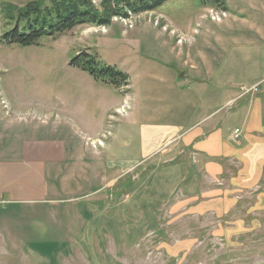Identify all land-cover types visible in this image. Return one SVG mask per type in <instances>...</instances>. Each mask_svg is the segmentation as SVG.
I'll use <instances>...</instances> for the list:
<instances>
[{
	"label": "crops",
	"instance_id": "0c3cea01",
	"mask_svg": "<svg viewBox=\"0 0 264 264\" xmlns=\"http://www.w3.org/2000/svg\"><path fill=\"white\" fill-rule=\"evenodd\" d=\"M200 16L198 23L206 24ZM239 23L230 16L222 24H207L196 37L201 45L195 43L188 54L193 53L190 66L180 64V55L165 46L170 58L161 62L177 76L172 81L164 75L155 79H161L159 83L170 80L173 86L183 80L194 83L181 98L165 93L171 86L157 88L154 77L137 71L141 59H126L127 92L120 94L99 82L88 85L95 91L80 94L79 116L73 106L61 113L23 108L6 113L0 108V238L16 244L17 251L22 241L51 242L64 237L71 207L80 222L90 212L89 206H133V194L140 193L151 199L138 206H264V195L258 203L253 201L255 205H246L250 198L231 200L237 190L264 183V67L252 66L240 81L221 78L230 63L239 67L241 59L252 56L245 52L247 45L255 48V57L261 53L252 40L264 31L246 25L240 28ZM133 52L140 54L135 48ZM234 65L229 68L235 71ZM255 85L257 91L245 93ZM124 97L132 102V111L115 123L107 147L87 146L80 132L98 134L106 129L108 114ZM236 128L243 130L239 141L232 138ZM137 165H148L142 173L170 169V180L177 187L181 181L184 185L167 195L159 188H125L123 181L141 169L134 168ZM151 220L156 231L143 239L149 240L152 234L151 242H166L157 215Z\"/></svg>",
	"mask_w": 264,
	"mask_h": 264
},
{
	"label": "rangeland",
	"instance_id": "374dc122",
	"mask_svg": "<svg viewBox=\"0 0 264 264\" xmlns=\"http://www.w3.org/2000/svg\"><path fill=\"white\" fill-rule=\"evenodd\" d=\"M31 1L35 0H0V108H4L2 100L9 110L23 108L61 113L73 106V113L79 116L78 98L84 91L94 92L88 85L96 81L88 73L71 66L70 62L87 49L97 52L107 65L125 73L126 59H141L137 71H146L152 79L154 77L153 84L157 88L168 89L171 86V90L165 93L181 98L194 83L183 80L173 86L170 80L177 73L161 62V59L166 61L170 58L165 55L170 54L165 46L180 55V64L190 66L193 53L192 56L188 54L195 49L194 44L207 24H222L232 16L233 20L240 21V28L246 25L264 31V0H224L226 10L212 5L203 8L202 0H168L157 10L132 14L129 20L114 17L109 26L79 25L57 38L45 36L40 38L39 44L23 45L14 40L12 34L15 29L19 34L29 33L21 9ZM44 1L48 3V0ZM243 14L251 19L242 17ZM199 15L200 20L207 21L206 24L198 23ZM31 23L34 24V20ZM141 28L144 29L142 33ZM257 37L252 41L263 55L260 53L255 57V48L247 45L245 52L252 56L241 59L239 67L230 63L222 70V79L240 81L243 72L252 70V66L257 70L264 67V35ZM204 38L205 35L200 37ZM199 45L200 42L195 44ZM161 46H164V52ZM132 48L140 53L139 56L134 55ZM233 65L235 71L229 68ZM163 75L170 79L167 83H159L161 79H155ZM129 80L130 76L127 84L109 88L118 89L124 95ZM193 89L199 90L195 86ZM128 105L127 113H117V109ZM132 108L130 99L123 98L108 114L106 129L98 134L81 131L87 146L94 150L106 148L115 123L121 117H127ZM56 116L59 117L58 114ZM236 129H240L239 132ZM236 129L232 138L239 141L243 130ZM233 165L236 167L235 163ZM146 166H135L141 169L123 181L124 187L159 188L163 195L171 189L178 191L183 187L182 181L177 187L170 180V169L165 173L164 167L160 173L151 170L142 173ZM184 177L183 172L182 179ZM253 190L256 192L252 193ZM236 192L231 196L232 201L250 198L246 205L253 204V201L258 203L259 196L264 195L259 194L264 192V183ZM149 199L150 196L140 193L133 194V206H115V203L97 208L89 206L90 212L84 213V221L80 222L71 207L63 238L61 236L51 242L22 241L18 251L16 244L13 246L0 238V264H264V206H138L148 203ZM156 215L164 236L168 238L164 243L151 242L152 234L149 240L143 239L156 231L154 220H151L156 219Z\"/></svg>",
	"mask_w": 264,
	"mask_h": 264
},
{
	"label": "trees",
	"instance_id": "16d2710c",
	"mask_svg": "<svg viewBox=\"0 0 264 264\" xmlns=\"http://www.w3.org/2000/svg\"><path fill=\"white\" fill-rule=\"evenodd\" d=\"M168 0H44L31 1L22 7V18L29 33L13 32V39L23 45L39 44L45 36L57 38L79 25L109 26L114 17L125 20L142 12L157 10ZM203 6L227 9L224 0H202ZM34 20V24L31 22ZM25 26V27H26ZM70 65L88 73L96 82L119 88L128 83L129 76L89 49L81 51Z\"/></svg>",
	"mask_w": 264,
	"mask_h": 264
},
{
	"label": "built area",
	"instance_id": "2783aa9c",
	"mask_svg": "<svg viewBox=\"0 0 264 264\" xmlns=\"http://www.w3.org/2000/svg\"><path fill=\"white\" fill-rule=\"evenodd\" d=\"M216 11V10H215ZM213 12V11H212ZM224 14H227L226 12H224ZM259 89V86L258 85H255L254 87H252V88H248V89H246L245 90V93H248L249 91H257ZM126 99V98H125ZM129 102H128V100H126V104H128ZM3 104H4V106L6 107L7 105H6V103H5V101H3ZM129 107H130V105H128V106H122V107H120V108H122V110L119 108V109H117L118 110V112H117V110H116V112L117 113H119V114H121V115H123V114H125V113H127L128 112V110H129ZM7 108V107H6ZM239 130L240 129H236L235 131L236 132H239ZM102 142L101 141H99V144H101Z\"/></svg>",
	"mask_w": 264,
	"mask_h": 264
}]
</instances>
